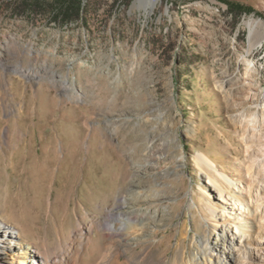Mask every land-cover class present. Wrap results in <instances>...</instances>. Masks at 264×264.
<instances>
[{
	"label": "rangeland",
	"instance_id": "obj_1",
	"mask_svg": "<svg viewBox=\"0 0 264 264\" xmlns=\"http://www.w3.org/2000/svg\"><path fill=\"white\" fill-rule=\"evenodd\" d=\"M236 1L263 16L236 17L217 0H93L60 23L54 0H0V212L26 242L58 250L127 199L156 231L139 251L172 264L199 254L206 235L229 262L228 233L203 219L194 157L244 177L264 142L245 105L264 97V0ZM94 249L83 264L99 261Z\"/></svg>",
	"mask_w": 264,
	"mask_h": 264
},
{
	"label": "bare ground",
	"instance_id": "obj_2",
	"mask_svg": "<svg viewBox=\"0 0 264 264\" xmlns=\"http://www.w3.org/2000/svg\"><path fill=\"white\" fill-rule=\"evenodd\" d=\"M255 23L253 19L247 22L251 28ZM23 71L25 76L34 73L33 70ZM253 94L246 95L251 101L245 98V105L249 107L251 104L260 125H264L263 94L260 97H253ZM22 114L20 111L21 117ZM259 141L258 154L251 157L248 164L245 163L244 177H234L221 171L204 151H199L194 157L207 179V186L201 187L205 198V205L200 207L203 219L217 231L228 233L230 257L227 264H264V142ZM244 143L245 152L250 154L253 146L247 140ZM49 147L58 156L56 144L52 142ZM128 201L125 199L117 207L114 205L111 208L120 209L123 214H111L108 218L79 223L69 233L63 247L51 251L41 250L34 243L26 242L22 231L5 221L0 212V246L7 243V246L20 248L8 253L0 247V264H10L11 261L19 264H83V252L91 244L101 253L96 264H164V260L156 261L151 251H139L137 248L144 241L142 237L156 231L144 218L134 219L130 216L132 212L129 211L131 205ZM96 224L101 229L99 241L94 237ZM201 244L199 254L183 255L180 261L172 264H226L225 253L219 245L209 248V237L202 236Z\"/></svg>",
	"mask_w": 264,
	"mask_h": 264
},
{
	"label": "trees",
	"instance_id": "obj_3",
	"mask_svg": "<svg viewBox=\"0 0 264 264\" xmlns=\"http://www.w3.org/2000/svg\"><path fill=\"white\" fill-rule=\"evenodd\" d=\"M116 2L119 0H115ZM124 5H128L133 0H123ZM194 1V0H189ZM227 5L228 11L239 17L243 14H260L252 5L242 3L236 0H217ZM93 3V0H54L53 14L55 21L60 23H69L72 20H79L83 17L85 9Z\"/></svg>",
	"mask_w": 264,
	"mask_h": 264
}]
</instances>
